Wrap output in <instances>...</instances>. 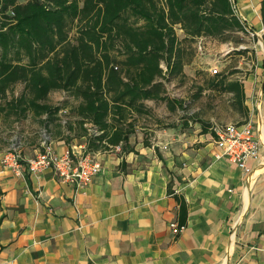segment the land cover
<instances>
[{
	"label": "crops",
	"instance_id": "1",
	"mask_svg": "<svg viewBox=\"0 0 264 264\" xmlns=\"http://www.w3.org/2000/svg\"><path fill=\"white\" fill-rule=\"evenodd\" d=\"M233 2L264 43L262 0ZM243 44L235 57L254 53ZM198 55L184 66L183 81L165 84L173 109L144 101L152 116L137 118L128 152H87L70 105L55 120L40 117L56 154L89 153L100 163L87 185L62 181L52 169L27 170L25 160L40 151V126L23 137L19 176L2 166L0 152V264H264V52L248 75L230 79L243 85L241 111L231 93L218 101V91L202 86L210 77L194 67ZM55 92L64 96L56 105L77 103ZM240 122L261 139L258 158L246 161L249 172L215 157L212 125Z\"/></svg>",
	"mask_w": 264,
	"mask_h": 264
},
{
	"label": "trees",
	"instance_id": "2",
	"mask_svg": "<svg viewBox=\"0 0 264 264\" xmlns=\"http://www.w3.org/2000/svg\"><path fill=\"white\" fill-rule=\"evenodd\" d=\"M261 20L264 25V0ZM245 28L231 0H0V115L11 124L31 114L41 125L42 115L55 120L70 105L87 152L115 146L128 152L137 118L152 116L144 101H166L173 109L165 84L183 81L200 42L238 46ZM206 73L203 86L231 93L241 111L243 85L220 70ZM55 91L77 103L50 104Z\"/></svg>",
	"mask_w": 264,
	"mask_h": 264
},
{
	"label": "built area",
	"instance_id": "3",
	"mask_svg": "<svg viewBox=\"0 0 264 264\" xmlns=\"http://www.w3.org/2000/svg\"><path fill=\"white\" fill-rule=\"evenodd\" d=\"M233 1L231 0V4L236 12ZM245 31L251 37L256 35L247 27ZM210 71L212 74H216L219 69L213 67ZM212 132L215 136V145L218 148L215 157H224L245 172H249L250 169L245 165L246 161L258 158L261 147V139L256 135L252 124L250 122L215 123L212 125ZM22 146V141L15 138L10 147L3 151L1 158L2 166L11 169L17 176L21 174V162L24 161ZM39 146L40 151L34 157L25 160L26 168L30 173L52 169L54 174L62 181L81 186L89 184L93 177L100 172V163L94 160L89 153L56 154L52 147L51 134L45 129L39 132ZM112 150L120 152L121 148L115 146ZM171 227L174 233H177L180 229L175 224H171Z\"/></svg>",
	"mask_w": 264,
	"mask_h": 264
},
{
	"label": "rangeland",
	"instance_id": "4",
	"mask_svg": "<svg viewBox=\"0 0 264 264\" xmlns=\"http://www.w3.org/2000/svg\"><path fill=\"white\" fill-rule=\"evenodd\" d=\"M132 20V19H131ZM74 32H76L75 28H73L69 35L72 37L74 35ZM234 36V35H232ZM247 37V36H246ZM243 43H246V40L250 42L251 49L254 53L248 54L247 56L241 58V56H237L236 52L233 51V49L237 48L238 46H235L233 42H226L221 43L215 40H202L199 44L200 47L197 49V65L194 67H197V69L202 68L206 71H203L204 74L206 72L211 73V68H217L220 71L223 72V74H226L225 76H228V78H233L235 76H238L239 78H244L248 73L252 70V58L254 59L256 55L264 52V43L261 37L259 36V41L257 40L256 35L253 37L249 36L245 38V36H242ZM240 45H245V44ZM233 55L230 58L229 63H224V58L226 56ZM237 67V68H236ZM238 69L239 72L234 74L232 77H229L230 74L235 72L234 70ZM208 70V71H207ZM174 82H177L176 80ZM205 85V83H202V86ZM188 87V86H187ZM22 89L21 85H17L14 88V96L16 97ZM11 96L9 95L8 98ZM63 94L61 92H54L50 94L48 98V102L52 105H56L57 103L61 102L63 100ZM228 99L227 95H221L220 93L217 95L218 101H225ZM223 110L221 109L219 113H221ZM12 121V118L9 119ZM9 120L6 122L3 118V114L0 115V152L5 151L7 148L10 147L11 142L14 140L15 137L21 138L22 144H23V137L26 136L27 133H37L38 128L40 126L39 123L34 122L31 118H25L21 121H15L11 124H9ZM242 123V122H240ZM253 126V125H252ZM42 128V126H40ZM254 127V126H253Z\"/></svg>",
	"mask_w": 264,
	"mask_h": 264
}]
</instances>
